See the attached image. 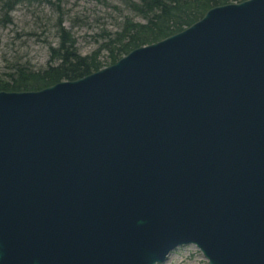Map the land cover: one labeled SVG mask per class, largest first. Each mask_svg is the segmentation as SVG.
Wrapping results in <instances>:
<instances>
[{
	"label": "water",
	"instance_id": "water-1",
	"mask_svg": "<svg viewBox=\"0 0 264 264\" xmlns=\"http://www.w3.org/2000/svg\"><path fill=\"white\" fill-rule=\"evenodd\" d=\"M264 264V0L39 90H0V264Z\"/></svg>",
	"mask_w": 264,
	"mask_h": 264
},
{
	"label": "rangeland",
	"instance_id": "rangeland-1",
	"mask_svg": "<svg viewBox=\"0 0 264 264\" xmlns=\"http://www.w3.org/2000/svg\"><path fill=\"white\" fill-rule=\"evenodd\" d=\"M5 1L0 0V80H7L19 65L34 71L45 68L51 47L59 43L60 25L74 39L77 51L87 55L107 34L118 31L125 17L144 21L130 9L129 0H23L10 11ZM99 59L108 63L106 50L100 51ZM162 264H207V260L194 245H184Z\"/></svg>",
	"mask_w": 264,
	"mask_h": 264
},
{
	"label": "trees",
	"instance_id": "trees-1",
	"mask_svg": "<svg viewBox=\"0 0 264 264\" xmlns=\"http://www.w3.org/2000/svg\"><path fill=\"white\" fill-rule=\"evenodd\" d=\"M21 1L23 0H6L5 8L10 11ZM240 1L242 0H129L127 4L130 9L144 21L125 17L120 29L113 34H107L106 40L87 55H81L77 51L74 39L60 25V40L56 47H51L46 67L34 71L19 65L8 75L7 80H0V90H39L62 80L81 78L114 63L136 47L183 30L213 6ZM102 49L107 51L108 63L99 59Z\"/></svg>",
	"mask_w": 264,
	"mask_h": 264
}]
</instances>
